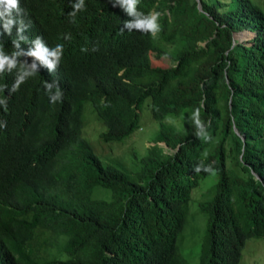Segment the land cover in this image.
I'll return each mask as SVG.
<instances>
[{"label": "trees", "instance_id": "obj_1", "mask_svg": "<svg viewBox=\"0 0 264 264\" xmlns=\"http://www.w3.org/2000/svg\"><path fill=\"white\" fill-rule=\"evenodd\" d=\"M198 1L139 0L138 11L160 14L153 38L121 32L133 17L110 0H84L74 19L75 0H20L29 24L20 50L40 37L63 55L51 72L35 61L15 92L20 63L33 58L0 74V264H184L175 240L201 162L216 173L199 203L210 218L201 264H239L245 239L264 236V10ZM14 39L15 27L0 28L5 53ZM198 107L206 137L191 119ZM143 109L158 128L130 166L83 133L94 119L100 142H120Z\"/></svg>", "mask_w": 264, "mask_h": 264}, {"label": "rangeland", "instance_id": "obj_2", "mask_svg": "<svg viewBox=\"0 0 264 264\" xmlns=\"http://www.w3.org/2000/svg\"><path fill=\"white\" fill-rule=\"evenodd\" d=\"M264 10V0H252ZM153 13V12H152ZM250 32L245 30L237 32L238 37H247ZM143 122L140 127L135 128L128 136L120 142H100L97 139L98 130L101 125L94 119L86 121L83 133L93 140L96 148L106 156L120 159L128 166L131 165L132 152L142 153L146 146L152 143L154 134L157 131V122L147 116V110H141ZM163 146L164 151H169L162 141L158 142ZM216 173H206L198 179V182L190 190V198L187 203V211L181 230L175 240L177 254L184 259V264H201L206 254L208 243L209 215L199 208V203L210 199L214 194V183ZM239 264H264V236L248 237L245 239L241 249Z\"/></svg>", "mask_w": 264, "mask_h": 264}, {"label": "clouds", "instance_id": "obj_3", "mask_svg": "<svg viewBox=\"0 0 264 264\" xmlns=\"http://www.w3.org/2000/svg\"><path fill=\"white\" fill-rule=\"evenodd\" d=\"M113 7H117V4L126 12L129 16L133 17L131 21H124L123 28L121 32L125 29L132 31L136 29L138 32L149 33L153 38L161 30V26L158 23L159 13L153 12L145 15L144 13L137 10V5L139 0H110ZM84 0H75V3L71 4L72 11L68 13L70 17L75 18L76 14L80 11L85 10ZM16 29V39L12 41L14 51L10 54L5 53L2 45H0V74L5 72L10 73L14 68L17 67L18 60L20 56H29L33 58V63L30 65L27 62L20 63V72L14 83L10 92H15L19 89L20 85L23 84L28 77H32L36 74L37 64L35 61H39L40 64L46 66L49 71L55 69L57 64L60 62L63 55V45L57 44L55 47L49 49L43 43L40 37H37L34 41V48L29 49L27 52L20 50V42L26 41L27 37L23 35L29 24H25L24 11L20 7V0H0V28L3 29V34L11 36L13 28ZM66 39L68 37H65ZM7 85L0 87V91L7 89ZM44 88L49 96L51 103L55 104L62 99L63 93L55 82L49 84L44 82ZM0 106H3L5 111H7V100L0 99ZM192 121L199 129L196 133L197 137H206L207 134L204 132V122L200 119V108H196L191 116ZM0 126H5L0 124ZM203 172L214 173V169L211 165H204L202 162L197 164L194 168L196 173Z\"/></svg>", "mask_w": 264, "mask_h": 264}, {"label": "water", "instance_id": "obj_4", "mask_svg": "<svg viewBox=\"0 0 264 264\" xmlns=\"http://www.w3.org/2000/svg\"><path fill=\"white\" fill-rule=\"evenodd\" d=\"M196 6H197V8L198 9H200V3H199V1L198 0H196ZM236 35L235 34H233V37H235Z\"/></svg>", "mask_w": 264, "mask_h": 264}]
</instances>
